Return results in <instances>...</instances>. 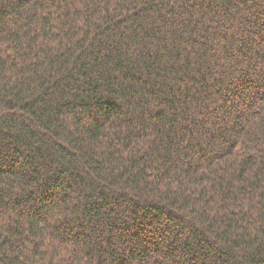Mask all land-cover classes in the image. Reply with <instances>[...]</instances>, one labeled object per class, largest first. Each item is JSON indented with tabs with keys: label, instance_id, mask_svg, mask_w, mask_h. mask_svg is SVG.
I'll list each match as a JSON object with an SVG mask.
<instances>
[{
	"label": "trees",
	"instance_id": "1",
	"mask_svg": "<svg viewBox=\"0 0 264 264\" xmlns=\"http://www.w3.org/2000/svg\"><path fill=\"white\" fill-rule=\"evenodd\" d=\"M0 264H264V0H0Z\"/></svg>",
	"mask_w": 264,
	"mask_h": 264
}]
</instances>
